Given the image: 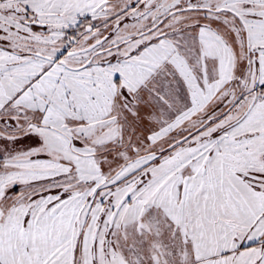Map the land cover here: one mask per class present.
Listing matches in <instances>:
<instances>
[{
	"label": "snow or ice",
	"instance_id": "snow-or-ice-1",
	"mask_svg": "<svg viewBox=\"0 0 264 264\" xmlns=\"http://www.w3.org/2000/svg\"><path fill=\"white\" fill-rule=\"evenodd\" d=\"M0 264H264V0H0Z\"/></svg>",
	"mask_w": 264,
	"mask_h": 264
}]
</instances>
